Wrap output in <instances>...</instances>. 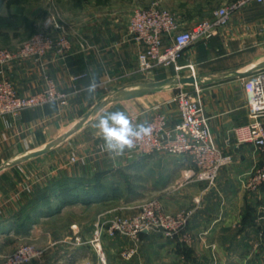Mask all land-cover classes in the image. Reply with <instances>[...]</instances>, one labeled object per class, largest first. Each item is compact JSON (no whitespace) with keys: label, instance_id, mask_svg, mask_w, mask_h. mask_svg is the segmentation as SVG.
I'll list each match as a JSON object with an SVG mask.
<instances>
[{"label":"crops","instance_id":"obj_1","mask_svg":"<svg viewBox=\"0 0 264 264\" xmlns=\"http://www.w3.org/2000/svg\"><path fill=\"white\" fill-rule=\"evenodd\" d=\"M7 1L0 0V15H6L9 10L19 15L16 9L19 4L8 7ZM72 1L62 15L72 17L73 22H62L58 31V35L65 33L72 43L65 56L49 53L38 61L16 60L5 67L20 94L41 90L48 75L70 93V100L66 106L51 103L26 109L17 118L0 116V166L10 163L0 171V238L7 236L2 233L5 230H14L29 215L33 217V200L52 195L50 188L61 180H79L93 186L98 176H102L106 197L90 204L66 205L50 198L51 208L57 210L35 217L31 226L17 233L28 239L42 236L51 239L58 234L61 240L72 233L71 227L75 225L74 228L90 238L99 214L120 208L123 214L130 215L150 195L173 212L193 211L189 226L191 244L179 238L170 240L159 234L144 233L140 255L133 262L120 263L117 252L129 242L119 236L106 237L108 264H178V257L184 256L183 245L191 254L210 255L215 249L219 255L223 248L219 237L241 230L243 220L248 224L242 228L244 231L264 233V189L252 192L246 187L251 173L261 166L262 155L250 145H238L234 135L236 127L250 121L242 77L251 68L264 66V6L252 4L244 8L233 16L220 35L191 45L179 60L181 65L194 63L197 75H229L199 84L200 100L215 141L224 154L233 157L232 164L221 170L216 186L207 187L183 179L184 171L192 166L189 156L155 154L129 160L120 150L127 132L145 124L154 107L167 111L173 123L178 120L176 106L168 102L172 93L178 91L177 86L145 95H127V90L113 101L125 104L123 111L128 116L117 122L102 119L106 111L115 107L108 98L107 88L99 84L109 79H127L131 74L140 75L137 63L140 48L127 37L132 8L139 0H123L119 8L99 6L112 0ZM160 3L163 6L168 3L182 30L201 21L196 9L204 5L203 0H145L139 7L161 6ZM3 29L8 28L0 27V32ZM81 74L86 76L73 80ZM146 76L155 80L143 86L150 87L175 77V70L173 66L161 67ZM185 89L192 92L194 85H186ZM101 103L105 106L83 123L85 115ZM84 109L88 112L82 116ZM135 117L136 122L132 120ZM54 141L58 142L48 153L25 159ZM74 153L83 160L67 165ZM47 208L41 207L43 212Z\"/></svg>","mask_w":264,"mask_h":264},{"label":"built area","instance_id":"obj_2","mask_svg":"<svg viewBox=\"0 0 264 264\" xmlns=\"http://www.w3.org/2000/svg\"><path fill=\"white\" fill-rule=\"evenodd\" d=\"M252 4L264 6V0H234L216 10L212 18L202 20L188 30H182L178 19L158 4L134 9L127 25V37L140 48L137 56L138 69L147 75L157 68L173 66L177 79L182 76H197L194 63L179 64L185 51L197 42H206L220 35L234 15ZM52 24L48 20L46 29ZM71 49L72 43L66 34L54 36L46 31L36 33L17 50L0 49V116L11 115L17 118L26 109L44 107L51 103L68 105L70 93L62 90L52 77H44L41 90L22 95L6 74L5 67L16 60L38 61L49 53L62 57ZM184 71L188 74L185 75ZM85 76L86 74H81L73 77V80ZM242 81L250 121L236 127L234 135L238 145H250L262 155L261 166L251 173L246 185L249 191L258 192L264 189V66L251 68L242 77ZM177 89L168 102L176 106L178 120L173 123L167 111L159 106L154 107L145 124L127 132L120 150L129 160L155 154L189 156L192 158V166L184 171L183 179L215 187L221 170L231 165L233 159L224 154L215 141L209 118L205 115L200 100L202 90L199 84H194L192 92L180 84ZM132 120L136 122L137 118ZM80 160L83 158L72 154L67 165ZM191 217L192 211H179L172 215L163 211L158 199L147 201L132 216L115 214L105 222L98 219L90 244L100 264H107L102 247L104 226L108 236H119L129 241V248L122 254L127 260L132 259L139 251L144 233L159 234L170 240L179 238L190 245ZM84 243L80 238L77 239L78 245ZM41 255L42 251L33 246H22L0 264H27Z\"/></svg>","mask_w":264,"mask_h":264},{"label":"rangeland","instance_id":"obj_3","mask_svg":"<svg viewBox=\"0 0 264 264\" xmlns=\"http://www.w3.org/2000/svg\"><path fill=\"white\" fill-rule=\"evenodd\" d=\"M233 1L234 0H203L204 5H202L200 8H197L196 11L199 13L202 21L208 19L219 8ZM123 2V0H112L110 3H100L102 5L99 6H111L113 8L118 6L117 8H119ZM138 2L139 3H137V5L132 8V10L139 7V5L145 4V0H139ZM72 3V0L65 2L58 0H21V3L16 8L19 12V26L17 29H3L0 32V49L17 50L32 36L42 31H46L54 36H58V31L61 30L62 22L67 24L73 22L72 17H66L64 14L62 15L65 10L70 8ZM160 7L169 10L173 14V11L168 6V3L166 6L161 4ZM48 20L52 21L53 24L49 29H46V22ZM138 72L140 73L138 76L135 74H133V76L131 74L127 79H109L105 83L99 84L101 87L107 88V91L110 93L108 98L111 100V104L115 107L112 108V110L106 111L104 113L102 116L103 120L117 122L123 117L128 116L129 113L127 111H123V109H125V104L113 100L120 97L122 93L126 92L127 90H134L138 87L152 84L155 81L154 79L148 78L146 75L144 76V74L139 69ZM174 94L175 93H172L171 98H173ZM133 108H136V105L133 106ZM87 112V109H84V111L81 112L82 116ZM74 155L76 154L74 153ZM229 156H231L233 159L232 155ZM155 197L156 196L151 195L147 196L143 201H141L140 206L147 201L158 199ZM158 200L164 212L172 215L177 213L173 212V210L166 209L161 200ZM120 210V208H112L107 212L99 214L93 223L91 232L92 235L90 238L85 237L83 232H81V230H79L77 227L74 228L75 225L71 227L72 233L67 235L65 239L61 240L58 238V234L53 236L54 238L52 237L51 239L47 236L28 239L25 236L17 233L19 231V226L16 227L17 230L7 229L5 232H2L3 235L6 234L7 236L0 238V263L5 261L6 258H8L18 248L22 246H33L35 249L42 251V255L28 262L27 264H85L87 262L100 264L97 254L90 244V240L93 238L98 219L105 222L112 219L111 217L115 214L127 217L134 215L136 212L135 211L130 215H126ZM180 211L191 210L188 209ZM244 222L245 221L243 220L241 230L238 232H227L225 235L223 234L224 236L222 235L219 237V242L221 245H223V248L218 251L220 252L219 255H217L215 249H213V252L210 255H204L201 253L200 255L191 254L189 252L188 256L184 255L178 257V264H190L191 262H193L192 264H264V233L244 231L245 229L242 228L248 225L244 224ZM103 233L102 247L105 251L106 261L108 264V256L105 250L104 241L106 237L109 238L110 236H108L109 234L107 233L106 226L103 227ZM78 238H80L85 243L78 245ZM127 248L129 247L124 246V248L117 252L116 258L118 262H133L135 257L140 255L139 250L132 259H124L122 254Z\"/></svg>","mask_w":264,"mask_h":264},{"label":"trees","instance_id":"obj_4","mask_svg":"<svg viewBox=\"0 0 264 264\" xmlns=\"http://www.w3.org/2000/svg\"><path fill=\"white\" fill-rule=\"evenodd\" d=\"M20 3H21V0H8L7 1L8 7L11 4H20ZM18 26H19V15L12 13L10 10L8 11L6 15H0V27L8 28V29H17ZM94 181H95V184H93V186L89 185L90 186L89 187L87 186V184H85L84 181L69 180V179L61 180L58 184L50 188L52 195L43 196V197L40 196L33 200V202L31 203L32 205H34L33 206L34 208L33 217L29 215L28 218H26V222L24 220L21 223V225L18 224L19 231H22V230L25 231L28 226H31L35 217L40 216L41 214H49V213L51 214L53 211L57 210V209L51 208L50 198H57L63 205H66L69 203H76V202L90 204L91 202H94L95 200H99V199L106 197L105 190H104L103 183H102V176L96 177ZM35 202L36 203L40 202V203L38 205ZM42 206H48V208L43 212V210L41 209ZM25 227L26 229H23ZM183 248H184L183 254L188 256L190 250L184 245H183Z\"/></svg>","mask_w":264,"mask_h":264},{"label":"water","instance_id":"obj_5","mask_svg":"<svg viewBox=\"0 0 264 264\" xmlns=\"http://www.w3.org/2000/svg\"><path fill=\"white\" fill-rule=\"evenodd\" d=\"M229 75L226 76H205V75H197V76H182L179 79L172 77L163 81H160L156 84H153V86L150 87H143V88H139V89H134V90H129L126 92L127 95H145V94H149V93H154L156 91H160L162 89H165L167 87H175L180 85L186 86L189 84H201V83H206L209 81H219L222 79L227 78ZM105 106V103H101L100 105H98L94 111L89 112L87 115H85L84 119H83V123H85L86 121H88L91 117V115L98 113L103 107ZM76 128L71 132H75ZM58 141H54L50 144H48L46 147L30 153L28 155L25 156V159H30V158H35L41 155H44L46 153H48L56 144ZM10 163H6L2 166H0V171L3 170L5 167L9 166Z\"/></svg>","mask_w":264,"mask_h":264}]
</instances>
